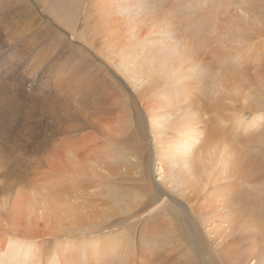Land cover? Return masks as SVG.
Wrapping results in <instances>:
<instances>
[{
    "label": "rangeland",
    "instance_id": "374dc122",
    "mask_svg": "<svg viewBox=\"0 0 264 264\" xmlns=\"http://www.w3.org/2000/svg\"><path fill=\"white\" fill-rule=\"evenodd\" d=\"M80 1L0 0V264H47L51 256L55 264L264 263V236L252 212V218L242 213L233 231L217 217L234 192L221 187L218 169L209 174L214 183L196 195L179 182L178 166L164 149L166 140L176 137L168 127L188 115L190 102L185 98L190 80H179L181 68L168 72V83L154 89L162 66L149 45L171 55L172 35L149 22L129 32L124 16H139L140 10H118L112 0H107L113 6L107 26L96 9L102 0ZM219 2L224 5L220 19L228 24L219 26L221 35L211 49L239 70L252 67L240 82L241 95L233 86V93L219 89L217 98L229 116L264 106V38L237 40L254 34L251 10L264 0L252 6L245 0ZM138 94L148 114L162 116L163 127L149 126ZM260 121L264 124V118ZM257 142L264 154V126ZM257 160L264 168V156ZM245 191L246 197H258L257 215L263 214L264 194ZM174 202L184 210L187 204L199 220L196 235L203 247L198 253L196 238L191 243L183 235L184 216ZM23 236L28 242L15 239ZM107 242L119 246L113 258L105 256ZM21 243L27 247L17 258L13 252Z\"/></svg>",
    "mask_w": 264,
    "mask_h": 264
},
{
    "label": "bare ground",
    "instance_id": "6f19581e",
    "mask_svg": "<svg viewBox=\"0 0 264 264\" xmlns=\"http://www.w3.org/2000/svg\"><path fill=\"white\" fill-rule=\"evenodd\" d=\"M189 1L190 7L188 8L186 4L189 3ZM215 1L216 2L207 3V0H112V4L116 3L115 7L117 8L118 6V10L121 11L132 8L140 10L139 14L137 13L140 19L139 16H124V20H127L126 25L129 32L133 31V27L141 22H144V24L145 22H149L151 25L155 24L154 26H159L160 24L165 26L168 34L172 35L170 39L173 43L172 48L174 51H171V55L162 56V50L164 48L149 45L150 52L161 58L160 65L162 66V68L159 67V74L154 80L156 85L154 89H159L164 86L163 84L168 83V72H174L179 68H181L178 70L179 80H190L186 83V86L191 90H188L185 97L190 100L187 105L189 107L188 115H181L180 118L170 124L168 128L172 130V134H176V137L172 135V138L175 139L171 138L170 140H166L167 143L164 148L166 152L171 154L174 161L172 162L175 166H178L176 176L179 178V182L184 186L191 187L195 191L194 194L199 195L206 190L209 184L214 183L212 181L215 177L210 178L209 174H211L214 168H217L219 172L218 181L222 182V186H220L223 188L230 186V193L234 190L231 195L227 193L229 199L225 201V205L223 209H221L223 213H217V217L221 220V223L226 222L229 224V229L233 231V225L236 220H241L240 217L242 213L250 218L253 217L251 215H254L252 221L256 223V226L262 231L261 235L264 236V213H259V215H257L258 210L261 208V205L258 207L260 201L257 200L258 197H246V194L249 193L246 191L249 190L251 192L255 191L264 194V175H259V172H262L264 168L257 160L259 156H264L260 144L257 142L258 132L261 126H264L263 121H260L264 118V112H262L264 111V106H262L263 108L261 106L243 108L236 115L226 116V105L221 98H217L219 91H222L219 90L222 89V86H225L228 91L230 86H233L235 90L238 91V94L241 95L242 88L240 85L243 84H240V82H245L247 80V70L252 67L248 68L249 65H247L246 67L244 66V68L241 67V70H239L238 67L240 65H228L229 63L226 61V56L211 49V46L215 43V39H218L221 35L219 26L228 24L227 20L220 19V16L223 14L224 5L221 4V2L217 3L219 0ZM255 1L260 2V0H245L249 6H252ZM81 2L82 0L80 1V5ZM111 8H113V6ZM111 8L107 5V0H102L98 3L96 9L98 13L101 12V14L104 15L102 17L107 21L106 19H109L113 15V12L108 13V11H112ZM257 10L261 12L257 13ZM251 11H254L255 26L253 23L249 24L250 27L245 26L252 29L255 35L249 34L243 38H238V42L250 43L253 40L264 38V31L257 33L260 31L257 29L263 28L264 30V2L255 6ZM146 16H148V18ZM249 20L250 19L244 21L249 22ZM105 24L109 26V20ZM244 24L242 26H244ZM258 24H260V28H257ZM95 26V32H98L97 24ZM237 28H239V26L235 25V31ZM214 33L217 36L216 38H213ZM256 34L259 36H256ZM149 46H147L146 52H148ZM258 50L259 46L256 48L257 52H259ZM253 56L256 57L257 53H253L251 57ZM123 65L124 64H122V66ZM125 65L128 66L127 63H125ZM124 70L125 67L123 66V71ZM123 71L121 73L125 76L126 73ZM130 71L133 77V72L132 70ZM193 89L201 95H195ZM215 89L217 91H215ZM230 89L233 93V88ZM142 94H138L141 98L139 103L142 109L147 113L149 126L153 128L163 127V122L161 121L162 116L148 114V107L142 102ZM181 94L182 92L179 93L178 96ZM244 95L241 97H244ZM246 97H248L247 94ZM246 110L249 111L248 114L251 113L250 119L249 117H247L248 119L245 118L248 112ZM226 125L230 126L229 131ZM153 133L151 132V137L154 140L156 136L154 130ZM233 179L234 181L231 182ZM245 187L246 193L244 195L242 192L244 193ZM152 190H154L152 192L160 199H163L165 196L153 187ZM224 191L226 192L225 189ZM226 204L229 206L228 208L231 209H233L234 206H236L235 208L238 207L239 211L229 210L226 212ZM136 205L137 203L134 206ZM174 205L178 209V212L185 217H181L180 219L183 235L185 239H190L191 243L193 239L196 238L195 245L198 253L199 249L203 247L201 237L198 236V234L196 235V229L198 230L199 226H201L198 224L199 220L197 221L198 218L192 211V208H189L187 204H185L187 210H184L185 208L183 209L179 202H174ZM249 209L252 211H248ZM231 216L234 218L230 219ZM229 234L230 233L226 234L228 235L227 237H230ZM26 237L27 236H23L22 240L20 237H16L15 239L18 241H27ZM233 240L234 239L227 242L226 248L229 247V244L232 243ZM81 244H83L82 241ZM100 244L99 241L94 244L97 246V257L100 255ZM21 246L23 247H21L19 251H14L13 246H11V250L14 251V256L17 258L20 252H23L27 247L24 243ZM105 246L109 248V250L105 251V253H107L105 256L113 258L119 252V246L117 247V245H111L107 242L102 247ZM36 251H38V247ZM150 252L152 251L150 250ZM35 258L39 257L35 256ZM48 258L47 264H55L52 256ZM262 258V262H264V255Z\"/></svg>",
    "mask_w": 264,
    "mask_h": 264
}]
</instances>
